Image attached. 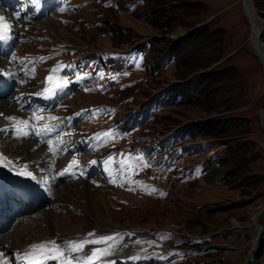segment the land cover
<instances>
[{
	"label": "rangeland",
	"instance_id": "1",
	"mask_svg": "<svg viewBox=\"0 0 264 264\" xmlns=\"http://www.w3.org/2000/svg\"><path fill=\"white\" fill-rule=\"evenodd\" d=\"M9 1L10 7L3 0H0V4L8 5L7 11L12 14L25 6L31 7L33 14L27 19L35 21L24 19L25 23H22V19L17 18L13 24L18 29H15V39L10 46L9 56L13 58L9 59L15 75L22 78L21 84L14 83V89L23 88L34 80H38L33 82L34 87L44 84L43 72L50 68L54 59L61 58L60 52L63 50L51 53L47 59L39 62L41 68H37L39 72L35 74H30L36 70H32L31 64L26 61L27 55L41 56L43 51H49V47L58 41L70 43L85 53L91 47L128 48L145 39L153 42L143 43V48L135 46L130 51L102 50L86 58L77 57L69 61V76L76 79L82 93L76 98L68 97L65 102L66 97L60 102L56 101L54 111L42 117L43 122H47L51 117L61 119L64 113H72L76 119L74 125H78L81 131L70 132L67 139L81 140V135L84 134L85 138L87 130L78 123L76 111L80 105H84L79 110V117H83V124L91 128L93 139L98 136L100 143L109 147L120 143L133 144V148L118 147L109 156L121 178L132 179L133 175H137L135 179L143 181H133L132 189L121 190L116 185L118 175L114 167L101 164L89 180L82 178L70 183H57L56 193H53L50 202L18 213L11 225L4 232L0 231V236L6 235L17 225L16 229L21 230L23 235L34 237L52 231L56 234L69 231L79 236L85 228V231H103L99 236L120 234L115 251L110 256L130 255L113 260L116 264H205V261L217 257H221V264H243L255 245V237L264 228V210L255 218L264 203V193L257 195L258 191L264 192V177L255 185L248 181V176L253 172L264 176V55L260 49L255 53L251 49L248 37L253 23L241 0H133L138 3L135 11H132L129 0H115L114 6H105L100 0H60L58 3L52 1L48 10L46 7L45 12L39 14L34 13L32 0ZM253 3L264 23V9L258 8L254 0ZM83 6L87 8L83 9ZM52 7H56L61 15L53 16ZM72 9L75 13L67 15ZM257 21L255 25L261 29L262 25ZM163 23H167L168 27H163ZM217 26L223 28V49L216 63H232L241 73L216 79L205 99L200 95L195 102L161 107L157 114H153V111L150 113L148 107L153 103L150 101L152 95L159 94L164 85L175 80L174 74L185 71L182 66L175 67L173 63L169 67L163 66L166 70L151 74L153 59L159 60L164 51L179 46L200 29L210 30ZM253 30L255 32L254 25ZM261 35H264V29ZM211 50L204 51L203 56L211 55ZM64 58L69 59L70 55L67 53ZM44 61L45 68L42 67ZM190 61L191 56L186 62ZM196 70L185 73V78L197 72L202 74L209 68ZM162 105L165 106V103L162 102ZM158 106L160 104L157 102L153 108ZM215 106L223 107L219 111L205 110V107ZM139 108H143L140 113ZM217 116L225 120L217 122L213 132L220 128L225 135L214 136L212 134L215 133L211 131L203 136L205 141L215 146L218 138L240 141L250 137L256 140L254 147L260 151V155L254 159L247 157L248 152L231 155L226 164L220 166V172L224 169L228 172L229 180L217 182V175H200L196 179L191 170L184 171L194 165L196 154L192 149L184 156L187 146L179 149L180 143L172 145L167 152L163 150V154L157 153L163 149L162 144H165L171 132L184 122L202 123ZM105 120L113 123L108 125L105 122L102 126ZM140 122L146 123L130 130ZM120 128H127L128 131L125 133ZM0 129V138H4L6 129ZM105 132L112 135H98ZM132 132L135 134L132 135ZM99 141L91 145L96 148L97 156L105 148L99 145ZM195 141L201 143L202 137L198 135ZM2 142L8 148L18 141L5 138ZM81 142L85 144V139ZM153 145L160 148L154 150ZM36 148L42 150L39 146ZM216 153L223 154L221 147L216 148ZM177 158L182 164L174 167L172 161ZM103 168L106 169L101 170ZM183 172L188 177H183ZM113 179L115 183L111 182ZM220 203L230 205L210 213L204 212L206 205ZM171 229L175 233L169 231ZM15 234L16 230L7 236L9 241L13 235L16 237ZM165 235L167 239L163 238ZM189 236L203 238L228 249L201 252L198 246L184 243ZM7 237L3 242H7ZM207 242L203 241L202 244ZM87 248L81 252V256ZM135 256L138 259H133ZM261 264H264V256Z\"/></svg>",
	"mask_w": 264,
	"mask_h": 264
},
{
	"label": "trees",
	"instance_id": "2",
	"mask_svg": "<svg viewBox=\"0 0 264 264\" xmlns=\"http://www.w3.org/2000/svg\"><path fill=\"white\" fill-rule=\"evenodd\" d=\"M110 2L109 6H114L115 0H107ZM132 3L130 7L132 11H135L138 7L137 2H133V0H129ZM144 1V0H143ZM147 1V0H146ZM153 1V0H148ZM255 4L258 8L264 9V0H254ZM255 12L256 8L254 7ZM158 14V13H156ZM258 15V13H257ZM259 16V15H258ZM158 18V16L156 15ZM103 19V18H102ZM163 27L167 28L168 24L163 23ZM223 28L220 26L215 27L214 29H206L202 28L196 34H194L190 39H184L179 46H175L164 51L162 61L160 62L158 58L153 59V74L154 72L159 73L163 70H166V67L163 66H171L174 63V66H182L184 70L177 72L174 74L175 80L170 81L169 84L164 85L161 96L159 97L158 103L160 106L153 109V114L158 113L157 111H161V107H170L178 104L192 103L197 101L200 95H203V99L206 98L208 91L216 82L215 80L218 78L225 77L231 74H240L241 72L236 68V66L232 63H227L224 65H219L216 62L220 60L222 49H223ZM262 40L264 41V35H261ZM124 41V40H120ZM152 40L147 39L144 41L150 42ZM215 41V45L212 44ZM153 42V41H152ZM144 46H147L144 44ZM143 48V45L142 47ZM214 48V50H213ZM212 49V50H211ZM209 50L213 51L211 55H204V51L208 52ZM191 56V61L189 63L186 62L187 58ZM187 63V64H186ZM164 64V65H163ZM166 64V65H165ZM167 67V68H168ZM201 68H209V70H205L204 72H197L192 77L186 79L185 73L190 70H196ZM197 71V70H196ZM200 99V98H199ZM162 102L165 103V106L162 105ZM223 107V106H222ZM222 107H205V110L209 111L212 109H216L219 111ZM223 117H214L206 122H198V121H187L184 122L180 127L175 128L172 134L169 135L168 140L166 141V146L168 149L173 147L172 145L178 144L179 149L181 146H187V149L184 151V156L188 155V151L194 150L196 159L194 160V165L188 169H185L186 172H192L193 176H210L217 175L215 180L217 182H225L229 180L228 172L222 171L220 172V166L226 164L228 158L231 155H235L236 152L245 154L248 152L247 157L250 159L257 158L260 155V151L254 147L256 140L250 137H245L240 141H230L227 138H218L217 145L214 146L213 143H208L204 140L203 136L210 133L214 136L225 135L220 128L213 132V129L216 127L217 122L224 121ZM221 125H223L221 123ZM176 126V125H173ZM200 135L202 137L201 143H196L197 136ZM188 142V145L186 144ZM221 147V151L223 154L217 155L216 148ZM196 161V163H195ZM178 165L182 164V161L179 160L176 162ZM185 167V166H184ZM220 172V173H219ZM185 173V172H184ZM186 174V173H185ZM263 174L258 172H253L248 176V181L255 185L263 179ZM197 179V177H196ZM264 192H257V195H262ZM247 202V200H245ZM230 204H216L215 206L206 205L205 211L207 213L216 211L217 209H223L229 207ZM204 240L203 238H199L196 236H189L185 238L184 243L192 246H198V249H202L201 252H205L208 250H219V249H228V247L219 245L212 242H207L202 244ZM264 256V228L258 234V237L255 241V245L251 249L249 257L247 258L244 264H261L262 257ZM205 264H221V257L212 258L205 261Z\"/></svg>",
	"mask_w": 264,
	"mask_h": 264
},
{
	"label": "bare ground",
	"instance_id": "3",
	"mask_svg": "<svg viewBox=\"0 0 264 264\" xmlns=\"http://www.w3.org/2000/svg\"><path fill=\"white\" fill-rule=\"evenodd\" d=\"M242 4L244 5L245 9H246V14H249V16L251 17L252 23L254 25L255 28V32L253 30V25L251 26L252 29V34L249 38L250 41V45H251V49L252 51L255 53V51L257 50L258 52L259 49L262 51L261 47L255 42L254 39V34L257 32L259 25L256 26L255 24L258 23L257 20L260 21V24L262 25L263 29V22L261 21V19L258 17V15L256 14L253 5L248 3L247 0H241ZM41 3V1H40ZM22 12L19 11L17 12V15H21ZM14 14V17L17 18ZM0 16L4 17V20L9 23L10 25L12 24L13 21H15V18L11 17L10 14L7 13L5 7L0 6ZM248 17V15H247ZM249 19V18H248ZM14 29H11L10 31V38L7 41L6 45L12 44L13 39H15V35L13 33ZM0 44L1 41H0ZM6 50H2L0 52V72H5L7 74L6 77L0 79V93H5L6 91H10L11 86L13 85V81L15 80V76H13V71L11 70V65L7 62L4 63V58L3 55L6 54ZM262 55H264V51L261 52ZM264 61V60H263ZM264 63V62H263ZM62 64V63H61ZM60 64H56L55 66L51 67V69L45 73L44 78L48 77L49 75H53L54 77H58L60 78L61 81H59V87H56V91L59 90L61 88V82L64 80L62 78V76L59 74L60 71ZM57 68L58 71H56L55 73H53V69ZM47 84L48 81H45V85L43 87H39L37 89H31L28 92L34 93L39 95L40 97L43 96V99H48V93L45 92V89L47 88ZM25 92H27V89H24V92L21 93H16V92H12V94L6 98V97H2L0 98V113H2L3 115H0V126H7V125H16L13 121H10L8 119H6V117H15L17 120H27L28 121V125L27 127L23 126V125H16L18 126V128H23L24 131L29 133V136H31L32 138H27L24 137L23 140H16L13 139L14 141H18L17 143L14 142L12 146H8V148H6V146L4 145V143L2 142V139H7L8 136L5 135L4 138H0V145L2 146V148H6L7 151L2 152L0 151V154H2L3 156H6L8 158V160L12 161L11 164H7V162H3L4 165L6 166H2L0 165V183L3 184L6 188L8 189H12L15 187L16 181L15 179L17 178V171L25 164L28 165V170L29 169H43L45 168L46 170L49 168L48 164H45V161H48V158L54 159L56 160V153H48L47 157L41 152L42 150H38L36 147L39 146L40 142L38 140L40 139H44L46 136V132L45 130L41 129L38 124L36 123L34 116H35V107L32 104V101H28L26 103V107L25 109L28 110V115L25 117L24 113L19 112L17 109H15L14 107V103L13 101L16 100L19 96H27L29 95L26 94ZM57 96V95H56ZM3 99H8L6 101H1ZM13 106H12V105ZM21 105V104H20ZM10 106V107H9ZM15 110H13V108ZM40 132V135H37L36 133ZM11 145V144H9ZM0 146V147H1ZM40 147V146H39ZM41 148V147H40ZM53 160V161H54ZM74 159L73 158H63L60 162L62 165L66 164V168L69 167V165L72 163ZM64 169V170H65ZM63 170V171H64ZM264 204V203H263ZM264 210V206L262 211ZM19 225L15 226L10 232H8L6 235L0 236V253H3V257L0 258L2 260H6L7 259V251H11L14 253V258L17 257V254L24 249H28L30 247L31 244L33 243H39V242H44V241H50V240H54L56 241L57 244L60 245H64L63 240L61 239V235H70L71 232L66 231V232H61L56 234L55 232H51V233H45L42 234L38 237H34L33 235H23L21 233V230H17L16 228ZM19 229V228H18ZM82 229V227H81ZM80 229V230H81ZM17 231V235L15 234L16 237H14V235L12 237H10L11 241H9V238L7 236L11 235L12 232ZM85 228L82 229V231H84ZM72 231V230H71ZM21 233V234H20ZM127 231L124 232V234H126ZM96 234V233H95ZM5 237L8 238L7 242H3V240L5 239ZM70 237V236H68ZM67 237V238H68ZM22 241V242H21ZM21 242V244H20ZM92 245H90L91 247ZM132 248V247H131ZM21 254V253H20ZM128 254V253H127ZM115 256L111 257L112 259ZM116 257H124L123 255H119ZM110 260V257H105L104 261ZM52 262V261H50ZM55 262V261H53ZM56 263V262H55ZM12 264V263H10Z\"/></svg>",
	"mask_w": 264,
	"mask_h": 264
},
{
	"label": "snow or ice",
	"instance_id": "4",
	"mask_svg": "<svg viewBox=\"0 0 264 264\" xmlns=\"http://www.w3.org/2000/svg\"><path fill=\"white\" fill-rule=\"evenodd\" d=\"M37 0H33V3H36ZM63 11V9H61ZM11 30V25L7 23L4 20L3 16H0V41H5L9 39L8 33ZM40 60L47 59L45 57L39 58ZM53 73L58 71L57 68H54ZM79 79V77H78ZM47 80L50 84L53 85V87H59V85L56 83L55 78L53 75H49L47 77ZM68 81L65 80L64 83L66 84ZM45 92L51 95L52 88H46ZM97 111H102V109H97ZM0 115H3L0 113ZM6 119L13 121L16 125H23L27 127L28 121L27 120H17L15 117H6ZM36 119H40V117H36ZM51 119H56L55 117H51ZM45 131L48 130L47 126H45ZM2 131V129H0ZM17 135L18 136H28L29 133L24 131L23 128H17ZM37 135H40V132L36 133ZM105 137H109L112 134L105 132L102 134ZM49 146V151L54 152L55 149L53 147L52 141H47ZM7 162V164H11L12 161L8 160L6 156H3L0 154V165L6 166L3 164V162ZM77 161L73 160L72 163L69 165L68 168L64 170V172L60 173V175H64L69 171L70 168L77 165ZM93 164L96 163V161H92ZM111 163V157L108 160L104 161V164L107 166ZM17 175H23L27 177H31L32 179H35V176L31 171H28V165L25 164L17 171ZM112 183H115V179L111 181ZM146 187V186H145ZM152 191H155V189H152ZM120 234L116 235H101L96 236L95 233H88V237H95V238H85L78 241H67L64 245L57 244L56 241L50 240V241H44L39 243H33L30 245V247L23 252V254H17L18 258L22 261H26L27 264H48L49 261H55L56 264H105L104 258L107 256H110L114 253L116 248V242L119 239ZM164 239H167V235L163 237ZM137 243H141L140 241H137ZM89 245H104V247H92L90 254L85 256H73L71 254L73 253H81L84 251L86 247ZM3 257V253H0V258ZM133 259H138V257H134ZM0 264H6L5 261L0 260ZM108 264H114V262H108Z\"/></svg>",
	"mask_w": 264,
	"mask_h": 264
},
{
	"label": "water",
	"instance_id": "5",
	"mask_svg": "<svg viewBox=\"0 0 264 264\" xmlns=\"http://www.w3.org/2000/svg\"><path fill=\"white\" fill-rule=\"evenodd\" d=\"M247 2L250 3V4H252V5H254L253 0H247ZM254 7H255V5H254ZM255 8H256V7H255ZM263 24H264V23H263ZM263 29H264V25H263ZM263 29L258 30V31L254 34L255 42L261 47L262 51H264V43H263V41L260 39V35H261V33L263 32ZM252 32H253V31H252V29H251V31H250V35H249V37H248V40H249V38H250ZM249 43H250V41H249ZM263 69H264V63H263ZM261 117H262V116H261ZM263 206H264V204H263ZM263 206L261 207L260 211L256 213V215H255V218H256V219H257V216L259 215V213L262 211ZM256 237H257V236H256ZM256 237H255V238H256Z\"/></svg>",
	"mask_w": 264,
	"mask_h": 264
}]
</instances>
